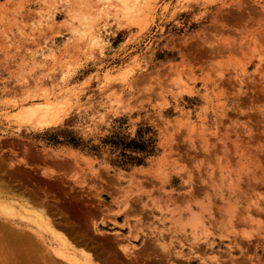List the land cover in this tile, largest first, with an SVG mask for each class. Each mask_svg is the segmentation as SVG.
<instances>
[{"label": "rangeland", "instance_id": "1", "mask_svg": "<svg viewBox=\"0 0 264 264\" xmlns=\"http://www.w3.org/2000/svg\"><path fill=\"white\" fill-rule=\"evenodd\" d=\"M2 199L7 264H264V0H0Z\"/></svg>", "mask_w": 264, "mask_h": 264}, {"label": "bare ground", "instance_id": "2", "mask_svg": "<svg viewBox=\"0 0 264 264\" xmlns=\"http://www.w3.org/2000/svg\"><path fill=\"white\" fill-rule=\"evenodd\" d=\"M39 107H40V106H39ZM28 109H29V108H28ZM28 109H27V110H28ZM30 110L33 111V109H31V108H30ZM30 110H28V112H29ZM44 110H45V109H44ZM41 111H42V110H41ZM46 111H47V110H46ZM39 112H40V111H39ZM49 112H50V110H49ZM24 113H25V112H24ZM32 113H33V112H32ZM37 113H38V112H37ZM41 113H42V112H41ZM44 113H46V112L44 111ZM28 114H29V113H28ZM30 115L33 116V115L31 114V112H30ZM44 115H45V114H44ZM22 116H23V115H22ZM25 116H26V114H25ZM36 116H37V115H36ZM33 117H34V116H33ZM24 118H25V117H24ZM26 118H28V117H26ZM29 118H30V116H29ZM21 119H22V118H21ZM31 120H32V119H31ZM33 120H34V119H33ZM26 121H27V120H26ZM28 121H29V120H28ZM29 122H30V121H29ZM27 123H28V122H27ZM2 200H3V201H0L1 208H2V206H4V209L6 208L4 211L7 210L6 212H8V209H9L10 212L12 213L13 210H16L18 207H20V208L24 207L23 209H21L22 212H23L24 210H26V211L29 210V209L27 210L26 207H25L24 205H23V206L21 205L22 207L19 205V206H16V208H15V207H13V206H14V205H13L14 203H10L11 201H10V202H6L4 199H2ZM17 210H18V209H17ZM17 210H16V211H17ZM14 213H15V211H14ZM28 213H31V214L34 216V218H35V219H34V222H33L34 225H36L37 227H39L40 229H42V230H44V231H48V232H49V231H51V232L53 231V228H52L53 222H52V223L50 222L51 219L48 220L47 218L44 217L45 215L43 216L42 213L39 212V211H38V212H32V211L29 212V211H28ZM17 214H18V213H17ZM44 214H45V213H44ZM46 214H47V213H46ZM28 216L31 217V215H28ZM28 216H27V218H30V217H28ZM33 216H32V218H33ZM47 216H48V215H47ZM21 217H23V216H21ZM24 218H25V217H24ZM31 220H32V219H31ZM51 224H52V225H51ZM1 229H3V231L8 230V232H9L10 234H14V236L16 235L15 237H17V239H18L20 242H23V243H24V242H32V241H33V239H32V235H31V234H25L24 232H20V231L17 232V231H14L13 228H9L7 225H3V226L1 227ZM7 237H8V236H7ZM34 237H35V236H34ZM1 238H2V237H1ZM4 238H5V237H4ZM4 238H3V239H4ZM35 238H36V237H35ZM2 241H3V240H2ZM4 241H6V240L4 239ZM37 241H39V240L37 239ZM8 242H9V240H8ZM39 243H40V242H39ZM3 244H4V243H3ZM33 244H34V243H33ZM34 245H35V244H34ZM0 246H1V244H0ZM7 246H8V245H7ZM15 246H16V245H15ZM3 247H4V246H3ZM35 247H36V246H35ZM0 248H1V247H0ZM10 248H12V247H10ZM37 248H38V246H37ZM40 248H41V247H40ZM40 248H38V249L35 248V249L37 250V252L34 253V254H35L34 261H35V260H36V261L38 260V259H36V257H37L38 254H36V253L39 252V249H40ZM20 249H21V248H20ZM24 249H25V248H24ZM35 249H34V250H35ZM3 250L5 251V249H3ZM3 250H2V251H3ZM9 250H10V249H9ZM9 250H8V251H9ZM11 250H12V249H11ZM15 250H16V249H15ZM40 250H41V249H40ZM12 251H13V250H12ZM18 251H19V250H18ZM41 251H42V250H41ZM14 252H15V251H14ZM28 252H30V251H28ZM33 252H34V251H33ZM39 253H40V252H39ZM7 254H8V252H7ZM27 254H28V253H27ZM27 254H26V255H27ZM34 254H33V255L30 254V255H31L32 257H34ZM41 254H42V253H41ZM23 255H25V254H23ZM26 255H25V256H26ZM9 256H10V255H9ZM9 256L6 257V255H4V257L2 258V260H0V263H2V264H7V262H8L7 259H9ZM15 256H16V255H15ZM31 256H29V257H31ZM41 256H42V255H39V259H40V260H42V259L40 258ZM27 257H28V256H27ZM27 257H26V258H27ZM42 257H43V256H42ZM0 258H1V257H0ZM15 258H17V257H15ZM22 258L24 259V256H22ZM26 258H25V259H26ZM28 259L30 260V258H28ZM9 260H10V259H9ZM11 260H12V259H11ZM16 260H17V259H16ZM26 260H27V259H26ZM32 260H33V259H32ZM32 260H31V262H29L30 264H31L32 262L34 263V261H32ZM47 260H48V259H47ZM27 261H28V260H27ZM36 261H35V262H36ZM51 261H52V260H51ZM10 262H11V261H10ZM12 262H13V261H12ZM12 262H11V263H12ZM38 262H39V260H38ZM38 262H37V263H38ZM42 262H43V261H42ZM17 263H18V262H17ZM33 263H32V264H33ZM39 263H41V262H39ZM8 264H10V263H8ZM15 264H16V263H15ZM20 264H22V263H20ZM24 264H27V263H24Z\"/></svg>", "mask_w": 264, "mask_h": 264}, {"label": "trees", "instance_id": "3", "mask_svg": "<svg viewBox=\"0 0 264 264\" xmlns=\"http://www.w3.org/2000/svg\"><path fill=\"white\" fill-rule=\"evenodd\" d=\"M137 145H138V142H136V141H132L131 144H130V146H133V148H134L135 150H140V149H142L141 146H137ZM142 151H143V150H142Z\"/></svg>", "mask_w": 264, "mask_h": 264}]
</instances>
